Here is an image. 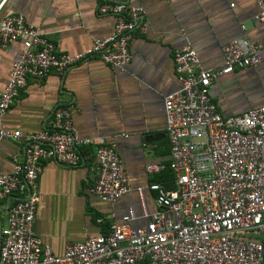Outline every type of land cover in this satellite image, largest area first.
Wrapping results in <instances>:
<instances>
[{"label": "built area", "instance_id": "1", "mask_svg": "<svg viewBox=\"0 0 264 264\" xmlns=\"http://www.w3.org/2000/svg\"><path fill=\"white\" fill-rule=\"evenodd\" d=\"M256 3V20L264 24V0ZM97 12L114 17L111 34L74 55L57 53L22 15L0 21V47L22 40L0 90V118L28 79L40 81L51 70L64 74L95 56L112 70L128 71L132 34L146 30L144 8L112 0L100 3ZM222 55L219 69L206 70L191 47L173 52L179 88L163 96V112L175 181L173 189L155 182L148 185L159 211L150 215L143 211L147 222L133 228L136 216L128 208L106 235L71 243L61 256L34 232L42 163L77 167L83 161L81 148L92 141L78 138L72 106L65 105L53 108L39 132L0 128V141H23L12 172L0 174V200L8 203L0 264H264V105L225 117L209 95L221 76L264 64V40L258 44L233 40L223 46ZM95 143L91 193L101 202L115 203L128 192L129 182L114 146L104 138ZM164 167L152 162L144 169L154 175Z\"/></svg>", "mask_w": 264, "mask_h": 264}, {"label": "crops", "instance_id": "2", "mask_svg": "<svg viewBox=\"0 0 264 264\" xmlns=\"http://www.w3.org/2000/svg\"><path fill=\"white\" fill-rule=\"evenodd\" d=\"M106 1L112 0H0V21L22 15L54 44L57 53L74 55L111 34L114 17L97 12ZM114 1L144 8L146 30L132 34L128 71L112 70L95 56L64 74L51 70L40 81L28 79L0 118V128L36 133L45 127L55 106H72L76 135L92 141L81 148L83 161L77 167L50 160L42 163L34 232L56 256L71 243L106 235L128 208L136 216L133 228L147 222L143 211L148 215L159 211L148 185L160 174L148 175L144 168L152 162L169 163L163 96L179 88L174 50L189 46L204 69L217 70L224 45L240 38L253 44L264 40V24L256 20V0ZM21 48V39L0 47V90ZM209 95L225 117L264 105V64L221 76L212 83ZM99 138L114 146L129 182L128 192L115 203L101 202L91 193ZM22 145V139L0 141V174L12 172ZM7 206L0 200V244Z\"/></svg>", "mask_w": 264, "mask_h": 264}, {"label": "trees", "instance_id": "3", "mask_svg": "<svg viewBox=\"0 0 264 264\" xmlns=\"http://www.w3.org/2000/svg\"><path fill=\"white\" fill-rule=\"evenodd\" d=\"M158 180L155 183L163 184L167 189H173V184L175 181L174 174L169 168V163L164 167V169L159 173Z\"/></svg>", "mask_w": 264, "mask_h": 264}]
</instances>
